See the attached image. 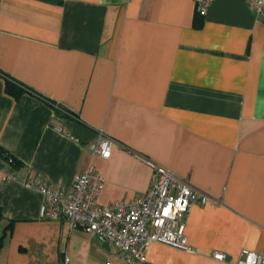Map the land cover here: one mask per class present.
Listing matches in <instances>:
<instances>
[{
  "label": "crops",
  "instance_id": "0c3cea01",
  "mask_svg": "<svg viewBox=\"0 0 264 264\" xmlns=\"http://www.w3.org/2000/svg\"><path fill=\"white\" fill-rule=\"evenodd\" d=\"M7 78L30 92L14 99ZM102 137L107 160L91 151ZM0 148L21 163L0 155V264H126L40 219L45 198L25 186L68 192L90 166L102 207L144 196L152 164L202 196L186 221L193 252L154 243L145 264L264 255V21L245 0H213L205 17L197 0H1Z\"/></svg>",
  "mask_w": 264,
  "mask_h": 264
},
{
  "label": "built area",
  "instance_id": "2783aa9c",
  "mask_svg": "<svg viewBox=\"0 0 264 264\" xmlns=\"http://www.w3.org/2000/svg\"><path fill=\"white\" fill-rule=\"evenodd\" d=\"M213 0H197V12L201 17ZM264 21V0H245ZM114 141L100 138L91 145L94 156L111 157ZM154 170L149 191L131 204L99 205L98 200L105 186V178L93 166L76 175L70 189L64 191L48 187L42 177L26 183V187L44 196L40 219L63 221L70 231L81 229L115 248L119 258L126 264H145L149 247L156 243L192 253L185 231L186 221L192 207L203 200L202 196L187 182L167 169L151 165ZM213 258L223 262L225 256L215 253ZM63 257L62 264H69ZM236 264H264V255L242 251Z\"/></svg>",
  "mask_w": 264,
  "mask_h": 264
},
{
  "label": "trees",
  "instance_id": "16d2710c",
  "mask_svg": "<svg viewBox=\"0 0 264 264\" xmlns=\"http://www.w3.org/2000/svg\"><path fill=\"white\" fill-rule=\"evenodd\" d=\"M5 92L8 95L12 96L14 99H19L22 95H24L25 93L30 92V91H28L26 89V87H24L20 83L15 82V81L7 78L5 80ZM0 155L3 156L7 161H11L12 165L15 168H19L21 166V163L19 161H17L16 159H13V157H11L9 154H7L1 148H0ZM1 219H3V217L1 214V210H0V220ZM12 226H13V223H9V225L6 227V229L4 231V236L6 235L7 230L10 229ZM4 236L1 240H3L5 238Z\"/></svg>",
  "mask_w": 264,
  "mask_h": 264
}]
</instances>
